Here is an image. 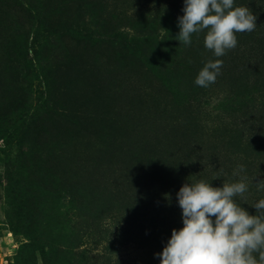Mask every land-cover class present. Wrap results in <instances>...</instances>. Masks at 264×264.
Listing matches in <instances>:
<instances>
[{
  "label": "rangeland",
  "instance_id": "374dc122",
  "mask_svg": "<svg viewBox=\"0 0 264 264\" xmlns=\"http://www.w3.org/2000/svg\"><path fill=\"white\" fill-rule=\"evenodd\" d=\"M235 6L257 27L216 57L179 41L184 0H0V264H160L188 182L246 178L256 214L264 0Z\"/></svg>",
  "mask_w": 264,
  "mask_h": 264
},
{
  "label": "clouds",
  "instance_id": "9594fccd",
  "mask_svg": "<svg viewBox=\"0 0 264 264\" xmlns=\"http://www.w3.org/2000/svg\"><path fill=\"white\" fill-rule=\"evenodd\" d=\"M183 12L178 17L179 41L190 45L192 34L206 30L204 46L216 57L236 47L237 33L257 27L256 15L246 6L234 7V0H184ZM222 65L220 59L208 61L195 84L206 88L215 83ZM257 184L264 187V180ZM247 188L246 178L222 187L203 180L185 183L176 194L183 227L173 229L156 254L160 264H264V199L254 205V215L234 200Z\"/></svg>",
  "mask_w": 264,
  "mask_h": 264
},
{
  "label": "trees",
  "instance_id": "16d2710c",
  "mask_svg": "<svg viewBox=\"0 0 264 264\" xmlns=\"http://www.w3.org/2000/svg\"><path fill=\"white\" fill-rule=\"evenodd\" d=\"M122 43L120 44L121 46L125 47V45L128 43L126 40V37L121 41ZM84 256L86 254H89V256L91 257H96L99 258L97 261H103V263L105 264H111L112 262H110V258H109V254L106 253L104 251H101L100 253H95V254H90L89 252H83ZM113 264V263H112ZM117 264V263H115Z\"/></svg>",
  "mask_w": 264,
  "mask_h": 264
}]
</instances>
